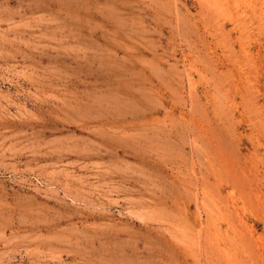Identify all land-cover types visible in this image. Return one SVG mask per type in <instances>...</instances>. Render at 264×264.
<instances>
[{
  "label": "rangeland",
  "instance_id": "obj_1",
  "mask_svg": "<svg viewBox=\"0 0 264 264\" xmlns=\"http://www.w3.org/2000/svg\"><path fill=\"white\" fill-rule=\"evenodd\" d=\"M0 264H264V0H0Z\"/></svg>",
  "mask_w": 264,
  "mask_h": 264
}]
</instances>
